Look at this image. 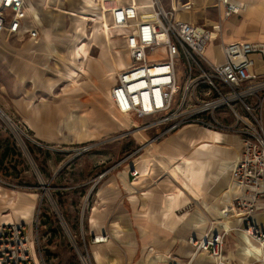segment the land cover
Segmentation results:
<instances>
[{
    "label": "rangeland",
    "instance_id": "374dc122",
    "mask_svg": "<svg viewBox=\"0 0 264 264\" xmlns=\"http://www.w3.org/2000/svg\"><path fill=\"white\" fill-rule=\"evenodd\" d=\"M60 1L63 3H60L61 9H72L74 14L61 13L53 2L50 10L41 9L36 46L54 42L62 51L65 44L74 41L75 47L69 48L72 56L77 50H83L80 46L86 49L94 43L90 55L97 71L96 60L102 54L106 58L113 55L120 69L124 68L128 57L116 31L109 29L111 45L107 53L103 49L105 40L97 10L99 3L95 8H82L83 0L75 4L70 0ZM177 1L163 0L166 8H172ZM214 2L194 0V10L184 18L198 24L209 23L218 15V10L212 6ZM76 34L80 36L76 37ZM217 54L213 45L209 46L207 56L212 58ZM58 55L44 56L40 82L25 78L23 84L9 75L0 60V111L4 114L0 113V193L3 196L0 198V224L6 218L25 224L39 264H85L83 258L87 264H94L91 257L94 248L105 256L103 264H126L123 260H111L115 256L113 251L121 252L122 246L115 244L111 225L103 222L109 205L121 203L122 195L126 196L118 173H127L134 178L129 168L145 153V146L135 152L141 143L136 138L134 126L148 120L127 116L128 128L80 139L82 118L101 119L98 105L102 95L95 85L104 90L109 86L110 90L114 77L103 76L101 83L86 79L81 74L82 56L67 62L68 69L77 73H72L74 79L69 81L64 77L66 68L61 63L63 53ZM106 70L115 76L112 64H108ZM15 127L25 134L20 139ZM147 133L151 139L152 133ZM110 179L118 181L122 194L118 190L116 197L108 200L103 187ZM125 198L129 200L127 196ZM24 199L32 206L29 220L16 215V209ZM183 209L180 208L178 213L181 214ZM91 214L95 222L89 225ZM101 232L110 233L111 240L107 243L111 248L92 243V237L100 236ZM210 261L214 264L212 259ZM172 264L184 263L172 260Z\"/></svg>",
    "mask_w": 264,
    "mask_h": 264
},
{
    "label": "built area",
    "instance_id": "2783aa9c",
    "mask_svg": "<svg viewBox=\"0 0 264 264\" xmlns=\"http://www.w3.org/2000/svg\"><path fill=\"white\" fill-rule=\"evenodd\" d=\"M98 12L108 18L109 29L122 39L127 65L116 73L109 90L114 108L129 118L148 120L139 128H158V136L188 126L232 133L241 150L231 166L238 189L230 218L238 230L264 252V42H224L223 22L246 7L239 0H215L218 19L198 24L184 18L195 6L178 0L166 8L163 0H98ZM51 0H0V34H20L38 42L40 10ZM213 45L217 57H208ZM219 56V57H218ZM14 129V126H13ZM16 135H25L15 127ZM134 177L137 171L129 170ZM213 223H210V225ZM25 224H0V264H39ZM225 230H207L202 238L190 237L194 254L206 253L215 264H226ZM107 234L93 236L105 243ZM84 263L87 264L85 258ZM250 264H264L251 256ZM226 262V263H225Z\"/></svg>",
    "mask_w": 264,
    "mask_h": 264
},
{
    "label": "crops",
    "instance_id": "0c3cea01",
    "mask_svg": "<svg viewBox=\"0 0 264 264\" xmlns=\"http://www.w3.org/2000/svg\"><path fill=\"white\" fill-rule=\"evenodd\" d=\"M51 1L56 6L63 4L60 0ZM77 1L70 0V3L75 4ZM243 1L248 3L247 10L223 22V41L264 42V0ZM46 9L51 8L46 6ZM218 16L209 21L218 19ZM77 36L80 35L76 34ZM37 43L23 34L17 37L7 33L0 34L2 67L21 84L25 78L33 81L38 79L40 82V67L46 59L44 56L56 57L59 52L63 53L60 56L61 63L66 68L64 77L70 81L67 62L74 57L81 58L88 48L80 46L84 52L77 50L76 55L71 56V43L65 44L62 51L54 42L52 45L44 42L41 46H36ZM111 58L102 54L98 58L102 62L96 60L99 71L93 65L92 59L85 60L92 76L100 83L103 76L115 78L112 71L106 70L108 64L115 66V73L120 70ZM113 58L115 60L114 56ZM257 70L264 72V65L258 62ZM95 86L102 95L98 105L101 119L92 121L82 118L80 139L129 127L128 120L127 123H122L120 113L109 99V86L106 90L100 89L98 84ZM139 129H135V135L141 144L135 152L141 151L142 146H145V153L140 156V161L129 168H134L138 176L131 178L127 173H118L129 200L122 195V202L109 205L107 216H104L103 223H108L114 229L115 244L122 246L121 252L116 249L113 251L115 256L111 260H123L126 264H172V260L182 261L184 264H213L210 261L213 258L206 253L194 254L188 243L190 237L202 238L210 228L212 231L226 232V264H250L252 255L258 258V246L251 240L246 244L244 235L238 230L240 222L230 218L233 200L238 195L230 170L241 150L240 138L198 126H188L160 137H157L156 127ZM180 130L182 131L179 132ZM147 132L152 133L151 139ZM107 182L103 192L108 200L115 198L118 190L122 194L118 181L110 179ZM2 197L0 193V198ZM30 205L24 199L16 209V215L23 220H29L32 212ZM180 208H184L181 214L178 213ZM262 218L261 214L256 216L259 221ZM11 221L6 218L3 223ZM93 221L91 214L89 225ZM100 234H107L111 240L110 233ZM105 243L100 246L111 248L109 243ZM170 256L173 257L172 260ZM91 257L94 264H103V258L105 259L97 248L92 250ZM213 262L215 264L214 260Z\"/></svg>",
    "mask_w": 264,
    "mask_h": 264
},
{
    "label": "bare ground",
    "instance_id": "6f19581e",
    "mask_svg": "<svg viewBox=\"0 0 264 264\" xmlns=\"http://www.w3.org/2000/svg\"><path fill=\"white\" fill-rule=\"evenodd\" d=\"M194 2V0H192ZM240 2H242L243 4L246 5V7L240 12V13H243L247 10L248 8V3L247 2H243L241 0H239ZM149 0L146 1V3H148ZM96 4H98V0H83L81 2V7L82 8H95ZM47 7L51 8V5H48ZM56 10H59L61 13H65V14H74L72 11V9H69V10H64V9H61L59 6H56L55 7ZM32 14L33 16L35 17V19H37L39 22H40V17L38 16V13L36 11L35 8H32ZM99 20H100V25H101V28H102V38L104 37V45H103V49L105 51H107V49L109 48V46L111 45V39H110V36H109V26H108V19L107 17L105 16H102L101 14L99 15ZM207 21V20H206ZM49 33V31H48ZM91 42V41H90ZM72 46L69 47L71 49H73L75 46L73 45V43L71 44ZM94 45V43H91L88 45V50L86 49L85 53L83 54V57H82V60L80 61V68H81V74L83 76H85L86 79H89L90 81H94L95 78L92 76L91 72L89 71V69L87 68V63H86V58L87 59H92V56L90 55V49L91 47ZM83 51V50H82ZM84 52V51H83ZM207 52V50H206ZM75 54V52H73ZM112 58V61L115 62L113 56H111ZM98 62H102V60L100 59H97ZM115 67V66H114ZM69 71V75L68 77L71 78L72 80L74 79V76L73 74H77L75 71H72L71 69L68 70ZM73 73V74H72ZM111 105V104H109ZM112 106V105H111ZM120 113V112H119ZM122 114V113H121ZM2 116H4L3 114H1ZM126 115V114H124ZM123 114L120 115L121 116V121L122 123H127V119L125 118ZM127 116V115H126ZM6 117V116H5ZM137 130H140V129H137ZM180 164V163H178ZM168 174V173H167ZM131 177V176H130ZM172 180V179H171ZM99 237V236H98ZM258 253H259V256L258 258H262L264 259V252H261V250L259 249L258 247Z\"/></svg>",
    "mask_w": 264,
    "mask_h": 264
},
{
    "label": "water",
    "instance_id": "95a60500",
    "mask_svg": "<svg viewBox=\"0 0 264 264\" xmlns=\"http://www.w3.org/2000/svg\"><path fill=\"white\" fill-rule=\"evenodd\" d=\"M1 114H3L1 111H0ZM4 115V114H3Z\"/></svg>",
    "mask_w": 264,
    "mask_h": 264
}]
</instances>
